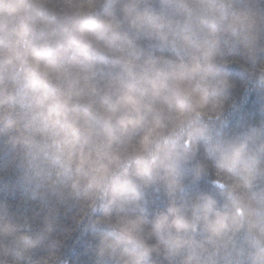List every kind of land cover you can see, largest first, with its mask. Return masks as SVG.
<instances>
[{
    "label": "clouds",
    "instance_id": "1",
    "mask_svg": "<svg viewBox=\"0 0 264 264\" xmlns=\"http://www.w3.org/2000/svg\"><path fill=\"white\" fill-rule=\"evenodd\" d=\"M0 264H264V0H0Z\"/></svg>",
    "mask_w": 264,
    "mask_h": 264
}]
</instances>
